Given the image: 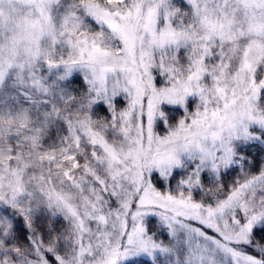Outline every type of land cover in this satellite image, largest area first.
<instances>
[{
    "label": "snow or ice",
    "instance_id": "1",
    "mask_svg": "<svg viewBox=\"0 0 264 264\" xmlns=\"http://www.w3.org/2000/svg\"><path fill=\"white\" fill-rule=\"evenodd\" d=\"M0 264H264V0H0Z\"/></svg>",
    "mask_w": 264,
    "mask_h": 264
}]
</instances>
